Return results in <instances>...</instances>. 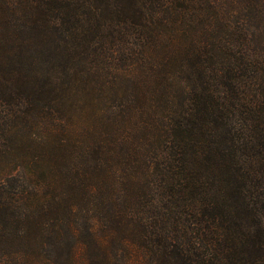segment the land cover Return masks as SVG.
I'll return each instance as SVG.
<instances>
[{
	"label": "trees",
	"instance_id": "trees-1",
	"mask_svg": "<svg viewBox=\"0 0 264 264\" xmlns=\"http://www.w3.org/2000/svg\"><path fill=\"white\" fill-rule=\"evenodd\" d=\"M0 264H264V0H0Z\"/></svg>",
	"mask_w": 264,
	"mask_h": 264
}]
</instances>
